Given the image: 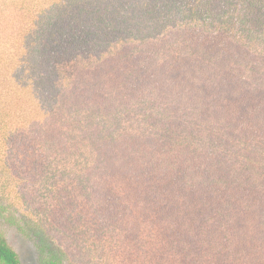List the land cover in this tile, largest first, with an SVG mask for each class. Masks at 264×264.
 <instances>
[{"label": "trees", "instance_id": "obj_1", "mask_svg": "<svg viewBox=\"0 0 264 264\" xmlns=\"http://www.w3.org/2000/svg\"><path fill=\"white\" fill-rule=\"evenodd\" d=\"M1 222L37 264H264V0H0Z\"/></svg>", "mask_w": 264, "mask_h": 264}, {"label": "rangeland", "instance_id": "obj_2", "mask_svg": "<svg viewBox=\"0 0 264 264\" xmlns=\"http://www.w3.org/2000/svg\"><path fill=\"white\" fill-rule=\"evenodd\" d=\"M0 231L3 232L9 245L19 254L23 264H37L36 250L31 242L3 222L0 223Z\"/></svg>", "mask_w": 264, "mask_h": 264}]
</instances>
